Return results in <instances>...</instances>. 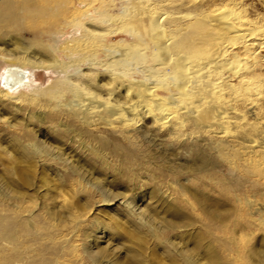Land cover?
<instances>
[{"label":"rangeland","instance_id":"374dc122","mask_svg":"<svg viewBox=\"0 0 264 264\" xmlns=\"http://www.w3.org/2000/svg\"><path fill=\"white\" fill-rule=\"evenodd\" d=\"M234 2L236 13L250 22L249 28L254 23L250 30L264 42V0ZM73 4L81 8L77 0ZM123 4L94 0L92 8L114 15ZM68 16L66 12L42 28L45 33L37 38L44 45L35 44L30 31L3 32L0 49L13 54L27 49L46 63L53 58L69 63L72 57L60 47L81 34L79 28L65 26ZM121 27L118 23L112 29ZM121 39L133 41L121 32L98 41L108 45ZM257 54L263 55L254 67L263 120L264 50ZM144 55V67H151L150 48ZM103 58L98 52L97 59ZM82 64L79 68L85 69ZM76 65L69 64L64 74L52 66L26 68L27 88L63 81ZM7 68L0 62V90H5ZM143 78L140 71L126 76L130 81ZM84 80L81 84L104 98L105 90L117 86L106 75L96 79L101 90ZM123 90L113 92L109 102L128 104L135 89L128 96ZM165 91L157 93L166 96ZM21 93L22 102L0 98V214L5 211L7 226L15 231L24 225L34 246L54 245L45 250L49 264H264V174L235 173L225 166L210 149L215 144L208 134L190 123L177 134L169 122L154 125L145 117L126 128L108 125L75 115L65 105L74 99L69 92L60 98L31 97L27 89ZM39 232L47 237L39 241Z\"/></svg>","mask_w":264,"mask_h":264},{"label":"bare ground","instance_id":"6f19581e","mask_svg":"<svg viewBox=\"0 0 264 264\" xmlns=\"http://www.w3.org/2000/svg\"><path fill=\"white\" fill-rule=\"evenodd\" d=\"M83 1L77 0L81 9L73 0H0V34L30 31L36 36L35 44L41 46L42 41L37 37L45 33L42 28L66 12L69 16L65 26L77 27L81 34L60 47L72 57L69 63L61 64L56 58L46 63L38 56L28 55L27 49L18 54L0 49V62L8 65L2 78L5 90H0L1 99L22 102L24 89L33 93L31 97L39 93L60 98L69 92L74 99L65 105L75 115L108 125L117 122L126 128L145 117L154 125L164 126L169 122L171 131L180 134L190 123L209 135L215 144L210 149L235 173L264 174V119L260 116L263 110L259 101L260 81L254 68L257 59L263 57L257 52L264 50V42L251 31L254 23L249 28L250 22L236 13L235 0H123L120 12L114 15L105 8L101 12L92 8L94 0ZM84 10L86 13L78 19ZM86 19L89 23L83 21ZM118 23L122 26L120 31L112 29ZM119 32L133 41L121 39L108 45L98 41L113 38ZM147 48L153 65L146 68L143 59ZM98 52L104 56L102 60L97 59ZM71 63L77 64V70L65 80L54 81L46 88H27L26 68L48 70L52 66L54 72L64 74ZM82 63L85 69L79 68ZM138 71L144 81L126 79L128 74ZM100 75H106L110 84L117 85L104 91L107 98L81 84L86 79V84L97 85L101 90L102 85L96 83ZM121 88L125 96L135 89L128 104L112 103L111 99L109 102L108 97ZM159 89H168V94L159 95ZM26 229L22 224L16 231L7 226L3 210L0 264L50 263L45 250L53 249L54 245L34 246L32 236L26 238ZM38 234L39 241L47 237Z\"/></svg>","mask_w":264,"mask_h":264}]
</instances>
